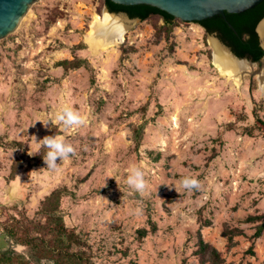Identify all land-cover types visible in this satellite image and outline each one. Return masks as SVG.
I'll return each instance as SVG.
<instances>
[{
  "label": "rangeland",
  "instance_id": "374dc122",
  "mask_svg": "<svg viewBox=\"0 0 264 264\" xmlns=\"http://www.w3.org/2000/svg\"><path fill=\"white\" fill-rule=\"evenodd\" d=\"M104 11L103 0H37L0 40V252L25 250L5 227L22 215L38 219L41 202L64 187V222L93 264H198L199 233L225 264H263L264 232L253 240L255 224L242 220L264 214V129L254 126L264 120V56L236 85L213 64V34L178 18L167 33L157 15L128 19L122 42L93 49L91 23ZM76 59L87 65H59ZM64 106L86 123L59 124ZM33 136L63 137L75 155L58 158L57 171L43 157L26 170L37 155L28 154ZM131 166L145 172L144 195L126 183ZM185 176L200 189H184ZM152 224L156 231L139 239ZM226 227L243 232L230 247Z\"/></svg>",
  "mask_w": 264,
  "mask_h": 264
},
{
  "label": "trees",
  "instance_id": "16d2710c",
  "mask_svg": "<svg viewBox=\"0 0 264 264\" xmlns=\"http://www.w3.org/2000/svg\"><path fill=\"white\" fill-rule=\"evenodd\" d=\"M103 4L111 13H126L131 19L139 18L147 20L152 15L159 16L163 22V31L171 32L174 27V17L170 14L149 5L124 6L115 4L111 0H103ZM227 21L236 30L234 33L222 16H214L199 23L208 34H215L216 37L238 58H248L253 62H258L264 56V49L259 45V37L256 32V25L264 16V1L240 14L226 13ZM59 65L65 69L78 68L87 65L85 60H62ZM255 127L264 129V120L256 116ZM143 124L135 128L136 147L140 145ZM251 134L249 128H245ZM42 151L34 157L28 158L26 170H30L42 161ZM14 167L10 173L13 179L19 170ZM67 193L66 188L53 190L42 202L38 210V219L21 216L13 218L11 224L5 227L6 235L18 245L25 247L23 252L14 249H5L0 252V264H93V256L90 249L81 236L73 228L66 226L62 213V199ZM243 223L255 224V231L251 238L258 239L264 232V214L248 215L242 220ZM209 225V221L204 222ZM156 227L151 225L150 230L141 228L137 230L139 239L144 238L148 232H155ZM243 232L238 228H228L223 230V236L227 239V246L233 245L235 236ZM246 254L253 255L252 246L248 248ZM198 264H225V259L220 251L206 242L201 234H198V242L192 254ZM182 264H188L184 259ZM229 264H243L233 263ZM264 264V260H263Z\"/></svg>",
  "mask_w": 264,
  "mask_h": 264
},
{
  "label": "water",
  "instance_id": "95a60500",
  "mask_svg": "<svg viewBox=\"0 0 264 264\" xmlns=\"http://www.w3.org/2000/svg\"><path fill=\"white\" fill-rule=\"evenodd\" d=\"M37 0H0V40L13 32L18 26L22 17L26 14L30 5ZM115 4L132 6V5H149L156 7L174 18H178L184 22H200L214 16H222L230 29L236 33L235 28L226 19V13L240 14L249 9L254 8L264 0H111ZM109 12V10L106 8ZM111 13V12H109ZM123 14L129 20H140L139 18L131 19L125 13ZM262 19L256 25L260 44L264 48L262 37L258 31ZM215 36V34H213ZM216 37V36H215ZM217 38V37H216ZM217 40L226 47L218 38ZM232 53V52H231ZM233 54V53H232ZM234 55V54H233ZM237 57V56H236ZM250 63L253 62L248 58H242ZM262 59V58H261ZM261 59L259 61H261ZM258 61V62H259Z\"/></svg>",
  "mask_w": 264,
  "mask_h": 264
},
{
  "label": "bare ground",
  "instance_id": "6f19581e",
  "mask_svg": "<svg viewBox=\"0 0 264 264\" xmlns=\"http://www.w3.org/2000/svg\"><path fill=\"white\" fill-rule=\"evenodd\" d=\"M128 19L121 14H111L107 10L102 15H95L90 27L88 41L93 49H108L124 40V33L129 27ZM260 35L264 37V19L259 26ZM213 64L219 75L236 85L241 84L244 73L256 66L245 59L233 55L216 37H211ZM264 46V44H263ZM263 75L259 74L261 80ZM264 81V79H262Z\"/></svg>",
  "mask_w": 264,
  "mask_h": 264
},
{
  "label": "clouds",
  "instance_id": "9594fccd",
  "mask_svg": "<svg viewBox=\"0 0 264 264\" xmlns=\"http://www.w3.org/2000/svg\"><path fill=\"white\" fill-rule=\"evenodd\" d=\"M55 120L63 125L65 128L80 127L86 123L84 117L73 108L64 106L55 115ZM42 122V121H41ZM46 127L48 122H42ZM34 125V124H33ZM36 142L37 150L29 151V155H35L39 153V149H47L43 159L47 165V169L51 171L59 170L61 164L57 163L59 158L60 161L64 162L68 160L72 155H75V149L71 143L65 141L60 136H45L43 139L37 142L36 137L33 136ZM127 185L130 189L144 195L148 189V181L145 177V172L137 166H131L129 168V174L126 180ZM181 186L189 191L199 190L201 187L200 182L191 176H185L180 180ZM103 198V197H102Z\"/></svg>",
  "mask_w": 264,
  "mask_h": 264
},
{
  "label": "flooded vegetation",
  "instance_id": "af4514ba",
  "mask_svg": "<svg viewBox=\"0 0 264 264\" xmlns=\"http://www.w3.org/2000/svg\"><path fill=\"white\" fill-rule=\"evenodd\" d=\"M126 14V13H125ZM127 15V14H126ZM216 36V35H215ZM259 45L261 46V44H260V40H259ZM262 47V46H261Z\"/></svg>",
  "mask_w": 264,
  "mask_h": 264
}]
</instances>
